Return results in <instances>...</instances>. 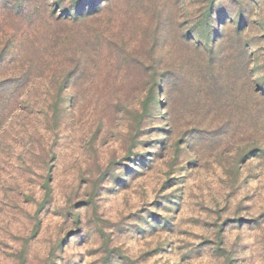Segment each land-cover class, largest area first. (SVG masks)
<instances>
[{"label": "rangeland", "instance_id": "1", "mask_svg": "<svg viewBox=\"0 0 264 264\" xmlns=\"http://www.w3.org/2000/svg\"><path fill=\"white\" fill-rule=\"evenodd\" d=\"M0 264H264V0H0Z\"/></svg>", "mask_w": 264, "mask_h": 264}, {"label": "trees", "instance_id": "2", "mask_svg": "<svg viewBox=\"0 0 264 264\" xmlns=\"http://www.w3.org/2000/svg\"><path fill=\"white\" fill-rule=\"evenodd\" d=\"M242 32V31H241ZM241 32H239V33H241ZM233 41V40H232ZM235 43V41L233 42V44ZM235 44H237L238 45V48L240 49V47L242 46V39L241 40H239L238 39V43H235Z\"/></svg>", "mask_w": 264, "mask_h": 264}]
</instances>
